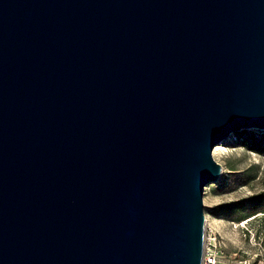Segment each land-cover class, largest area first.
Masks as SVG:
<instances>
[{"label":"water","instance_id":"95a60500","mask_svg":"<svg viewBox=\"0 0 264 264\" xmlns=\"http://www.w3.org/2000/svg\"><path fill=\"white\" fill-rule=\"evenodd\" d=\"M251 128L264 0H0V264H202Z\"/></svg>","mask_w":264,"mask_h":264},{"label":"rangeland","instance_id":"374dc122","mask_svg":"<svg viewBox=\"0 0 264 264\" xmlns=\"http://www.w3.org/2000/svg\"><path fill=\"white\" fill-rule=\"evenodd\" d=\"M262 134L264 130L260 128L244 129L239 134L233 132L212 149L223 174L220 181L208 182L204 186L202 199L205 218L215 228L220 243L225 245V264L242 261L264 264V211L241 220L218 217L212 212L215 204L264 191V154L241 145L244 139H261ZM233 170L240 173H232ZM248 174L251 178L246 180L245 175Z\"/></svg>","mask_w":264,"mask_h":264},{"label":"trees","instance_id":"16d2710c","mask_svg":"<svg viewBox=\"0 0 264 264\" xmlns=\"http://www.w3.org/2000/svg\"><path fill=\"white\" fill-rule=\"evenodd\" d=\"M243 130L244 129H240L239 131H235V132L239 134V132H242ZM241 145L251 151L254 152L257 151L258 153L264 154V134L261 135V139L259 140H257L256 138L250 140L244 139L241 142ZM246 172L247 171H244V174H247ZM232 173H240V172L234 171ZM250 178L251 176L249 174L245 175L246 180ZM221 183H224V181H222ZM249 207H251V210H247ZM258 211H264V191H259L255 194L241 197L240 199L224 201L223 203L215 204L212 207V212L215 216L223 217V218L227 217L231 219L235 218L237 220H241L253 216Z\"/></svg>","mask_w":264,"mask_h":264},{"label":"built area","instance_id":"2783aa9c","mask_svg":"<svg viewBox=\"0 0 264 264\" xmlns=\"http://www.w3.org/2000/svg\"><path fill=\"white\" fill-rule=\"evenodd\" d=\"M204 247H203V260L202 264H225L227 254L224 253V243H220L217 237V232L214 227L211 226L210 222H206L204 232ZM238 264H248L245 261L239 262Z\"/></svg>","mask_w":264,"mask_h":264},{"label":"bare ground","instance_id":"6f19581e","mask_svg":"<svg viewBox=\"0 0 264 264\" xmlns=\"http://www.w3.org/2000/svg\"><path fill=\"white\" fill-rule=\"evenodd\" d=\"M206 221H208V220L206 219Z\"/></svg>","mask_w":264,"mask_h":264}]
</instances>
